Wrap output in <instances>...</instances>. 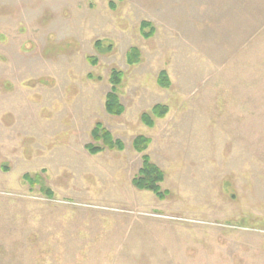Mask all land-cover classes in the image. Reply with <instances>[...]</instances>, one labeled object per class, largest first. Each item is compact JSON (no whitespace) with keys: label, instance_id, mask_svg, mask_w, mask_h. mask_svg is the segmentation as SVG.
<instances>
[{"label":"rangeland","instance_id":"obj_1","mask_svg":"<svg viewBox=\"0 0 264 264\" xmlns=\"http://www.w3.org/2000/svg\"><path fill=\"white\" fill-rule=\"evenodd\" d=\"M0 264H264V0H0Z\"/></svg>","mask_w":264,"mask_h":264},{"label":"trees","instance_id":"obj_2","mask_svg":"<svg viewBox=\"0 0 264 264\" xmlns=\"http://www.w3.org/2000/svg\"><path fill=\"white\" fill-rule=\"evenodd\" d=\"M114 7V3H111ZM150 26L149 22H142L141 28L143 31ZM151 29V28H150ZM149 32V31H147ZM151 32V30H150ZM149 32V33H150ZM105 45L102 42H98L96 47L101 51ZM107 47L108 50L112 48L111 43ZM106 49V50H107ZM141 60L138 48H132L128 53V62L131 65L137 64ZM93 63H96V59L92 60ZM124 72L118 68L113 69L112 74L110 76V82L112 85L111 91L106 96L105 108L107 112L111 115H121L124 112V106L120 102V96L118 94V88L123 82ZM159 82L163 86H167L169 84L168 75L165 71H162L159 76ZM168 112V107L164 104H157L151 108L149 112H144L142 114V121L144 124L149 126L153 125V117H162ZM92 136L94 140H102L105 146L114 147L118 145V148H121V142L116 141L114 143L113 137L111 133L103 127L102 123L98 122L95 128L92 131ZM148 144V139L144 137H138L136 140V147L138 150H144V147ZM144 145V146H143ZM87 148L90 153L97 154L103 148L97 144H88ZM164 173L161 169L155 164L151 163L149 156H144L143 167L140 170V173L137 177L133 179V184L138 189H146L152 191L159 197L160 199L165 198L166 194H168L167 190L162 191L160 188V183L164 181Z\"/></svg>","mask_w":264,"mask_h":264}]
</instances>
